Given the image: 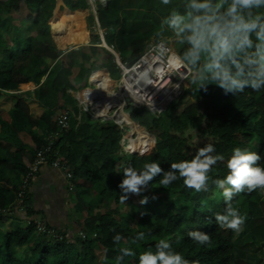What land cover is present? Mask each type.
I'll return each instance as SVG.
<instances>
[{
	"label": "trees",
	"instance_id": "trees-1",
	"mask_svg": "<svg viewBox=\"0 0 264 264\" xmlns=\"http://www.w3.org/2000/svg\"><path fill=\"white\" fill-rule=\"evenodd\" d=\"M173 8L183 11V0H172L169 5L161 0H107L104 7L96 3L95 16L104 42L128 62L145 50L147 41L158 39L161 20ZM88 9L87 0H0V22L10 19L33 27L27 35L11 38L0 28V97L15 100L10 108L0 107V222L15 216L18 209L22 212L19 226L9 232L0 229V264H117L119 249L125 246L135 255L124 257L122 264H139L140 254L154 252L160 239L199 264H264L263 254L245 251H257L264 240V190L245 189L233 196L232 206L246 217L237 233L216 224L214 214L223 213L226 205L223 189L212 183L228 174L226 162L234 148L264 158V89H245L233 96L210 85L205 93L196 91L189 79L159 115L144 106L127 105L126 120L121 123L126 131L125 146L133 149L142 142L134 153L121 155L120 129L112 121L90 119L67 93L83 87L90 71L108 79L119 74L106 49L95 41L81 45L88 37L82 33L84 26L77 14L83 18ZM84 19L92 34L93 15ZM169 34L163 30V36ZM67 45L81 46L62 51ZM183 47L176 43V53L182 54ZM45 58L55 65L48 68ZM95 79L100 85L105 83ZM23 97L35 100L43 110L33 113ZM64 109L74 117L52 147L72 173L73 207L84 214L82 219L75 218L73 225L85 237L80 238L76 231L67 234L42 220L62 235L51 240L36 232L32 222H26L36 216L28 193L31 180L20 200L16 193L36 150L44 145V136L57 129V115ZM39 125H44L42 131ZM133 131L137 140L130 138ZM207 144L214 145L213 155L225 158L212 167L207 191L187 188L183 179L164 188L162 176H157L140 196L130 194L121 203L119 184L126 167L141 170L144 164L156 162L168 171L172 163L191 160ZM259 163L264 166V159ZM95 186L99 187L98 197L90 200ZM144 197L148 202L141 204ZM173 197H180L183 204H175ZM189 231L210 235V243L198 244L187 236ZM139 232H144L145 238L130 243ZM117 233L125 238L119 245L113 243ZM19 246H24L25 252L21 259L14 251Z\"/></svg>",
	"mask_w": 264,
	"mask_h": 264
},
{
	"label": "clouds",
	"instance_id": "clouds-1",
	"mask_svg": "<svg viewBox=\"0 0 264 264\" xmlns=\"http://www.w3.org/2000/svg\"><path fill=\"white\" fill-rule=\"evenodd\" d=\"M171 2L161 0L164 5ZM161 25L158 38L163 37V30H167L176 43L184 46L182 54L169 56V63L185 70L182 78L190 79L196 91L207 93L209 86L214 85L225 95L236 96L245 89H264V0H183V11L173 8L163 17ZM158 47L161 54L168 51L164 39ZM215 151L214 145L207 144L200 147L191 160L172 163L168 171L156 162L144 164L141 170L126 167L119 184L121 203H125L130 194L140 196L157 176H162L160 184L164 188L183 179L187 188L207 191L212 167L225 159L222 154L213 155ZM262 159L256 152L234 148L226 162L228 174L223 179L212 180L217 188L223 189L225 198L224 212L214 214L220 228L237 233L242 230L246 217L240 215L231 201L235 194L245 189L249 192L258 188L264 190V166L259 163ZM147 202V197L140 200L141 204ZM187 236L200 245L211 241L210 235L201 231H189ZM144 238L145 233L139 232L130 243ZM124 239L117 233L113 243L119 245ZM119 252L117 264H122L124 257L135 255L127 246ZM139 264L199 262L185 259L173 250L169 241L160 239L154 252L148 250L140 254Z\"/></svg>",
	"mask_w": 264,
	"mask_h": 264
},
{
	"label": "built area",
	"instance_id": "built-area-1",
	"mask_svg": "<svg viewBox=\"0 0 264 264\" xmlns=\"http://www.w3.org/2000/svg\"><path fill=\"white\" fill-rule=\"evenodd\" d=\"M91 32L97 36V41L95 45L100 46L111 53L113 56V61L119 69V77L117 80H112L104 78L100 73L93 70L90 71L87 75L86 83L88 86H85L82 91L75 92V101L77 105L84 111L90 119L96 121H112L121 131L120 138V151L127 152L132 154L138 148L137 146L133 149L127 148L126 142L127 137L124 127L117 122L116 120L105 118L98 115L97 110L101 107L113 111L115 108L110 105L108 101L112 94H116L118 100H121V109L123 110L126 105L133 107L144 106L150 113L159 115L168 107L170 103L179 95L182 88H180V82L182 81V76L185 73L184 69H176L172 67L170 72L167 71L166 67L168 64L169 56L176 51L167 44L168 51L161 54L159 51V44L161 39L155 41H149L145 45V50L133 58V62L128 64L126 61H122L117 51L111 44H106L103 39V32L101 31L98 23L94 20V23L91 25ZM182 72V73H181ZM100 76L101 78L113 81L112 85L106 84V81L103 85L97 84L98 79H93V76ZM178 75L179 80L173 82V78ZM158 77V81L155 79ZM163 78L162 82L159 83V78ZM100 80V78H99ZM154 82V87L145 89L143 88L148 82ZM159 85H155L158 84ZM168 88L171 94L167 103L161 107L159 110H153L147 104L140 101V97L146 95L147 97H152L154 94L164 91ZM146 90V91H145ZM70 114L69 111L64 109L61 110L57 115L56 125L57 129L44 136L45 143L44 145L36 150L34 158L30 163L27 171L23 175L18 191L16 193L17 199H21L24 193L25 188L27 187L29 181L37 173L40 166L44 164H49L52 168L60 171L66 180V189L72 191L73 186L71 183L72 173L70 171L69 165L62 160L58 155L55 149H53V141L59 136V133L62 128L66 127L69 124ZM136 133L130 135L131 139H135ZM27 223L32 222L35 226L36 232L45 233L51 240L61 239V234L56 232L53 228L47 227L40 218L26 219ZM77 235L80 238H84L85 234L82 231H78ZM94 235H92L93 237Z\"/></svg>",
	"mask_w": 264,
	"mask_h": 264
},
{
	"label": "crops",
	"instance_id": "crops-1",
	"mask_svg": "<svg viewBox=\"0 0 264 264\" xmlns=\"http://www.w3.org/2000/svg\"><path fill=\"white\" fill-rule=\"evenodd\" d=\"M8 26H12L14 29L13 34L7 33L6 28ZM0 28L9 38L19 34L25 36L33 29L31 24H22L10 19L2 20L0 22ZM76 46L67 45L62 51L75 48ZM51 61V59L45 58L46 64H49ZM76 91H79V89L67 90V93L74 99ZM22 99L29 105L33 113L39 114L43 110L35 100L26 97ZM14 103L15 100L10 97H0L1 108H10ZM39 129L42 131L44 125H39ZM28 193L30 206L35 212V217L40 218L47 224L67 234L75 232L73 229V220L75 218L82 219L84 214L74 210L73 193L66 189V180L60 171L52 168L48 163L40 166L30 181ZM14 215L5 223L0 222V229L3 232H9L12 227L20 225L21 210L18 209V212H14Z\"/></svg>",
	"mask_w": 264,
	"mask_h": 264
},
{
	"label": "rangeland",
	"instance_id": "rangeland-1",
	"mask_svg": "<svg viewBox=\"0 0 264 264\" xmlns=\"http://www.w3.org/2000/svg\"><path fill=\"white\" fill-rule=\"evenodd\" d=\"M87 2H88V4H89V9L88 10H85V13H84V16H83V20H84V27L82 28V33H84V35H86L87 37H88V42L87 43H85V44H81V45H86V44H89L90 42H92V41H97V36L95 35V34H91V33H89V31H88V28H87V25H86V23H85V16L87 15V14H92L93 15V17L95 16V7H96V3H98L101 7H104L105 5H106V2H107V0H87ZM94 20H95V17H94ZM73 28H75V24H76V20L74 19V21H73ZM6 31H7V33L8 34H13V31H14V29L12 28V26H8L7 28H6ZM25 32H26V30H25ZM50 37H51V33H50ZM158 39H164L166 42H167V44L168 45H170L174 50H176L175 49V47H176V42H175V40H174V37L171 35V33L169 34V35H165V36H163V37H161V38H158ZM51 40H52V37H51ZM151 41V40H150ZM52 42H53V40H52ZM149 41H147V43H148ZM54 43V42H53ZM54 45H56L55 43H54ZM81 45H77L76 47H78V46H81ZM57 47V46H56ZM75 47V48H76ZM62 50V49H61ZM108 53H110L109 51H108ZM111 54V53H110ZM49 61V60H48ZM55 65V62H50L49 64H47V66H48V68L49 67H52V66H54ZM182 73V72H181ZM118 77H119V75H117V76H115V77H110L112 80H117L118 79ZM179 80V77H178V75H176L174 78H173V82H176V81H178ZM188 81H189V79H182V81L180 82V88H182L184 85H186L187 83H188ZM161 82V81H160ZM85 86H88V83H85L84 84V86L83 87H81L79 90L80 91H82L83 90V88L85 87ZM127 106V105H126ZM125 106V107H126ZM124 107V108H125ZM123 111H124V109H123ZM125 112V111H124ZM69 114H70V121L71 120H73V117H74V113L72 112V111H70L69 112ZM134 133H135V131H133ZM138 139V135H137V133H136V137H135V139L134 140H137ZM141 142H142V140H139L138 142H137V144H138V146L137 147H140V145H141ZM119 154H121V155H130L129 153H127V152H124V151H120V153ZM98 191H99V187L98 186H95L94 187V191L89 195V198H90V200H96L97 199V197H98ZM73 200V199H72ZM172 201L175 203V204H177V205H181V204H183V202H182V199L180 198V197H173L172 198ZM73 206H74V203H73ZM126 210V207H122V211H125ZM73 229L78 233V229L73 225ZM76 233V234H77ZM78 236V235H77ZM14 251H15V255H16V257L17 258H23L24 256H25V252H24V247H15V249H14ZM245 251H247L248 252V254H250V253H254V254H263L264 255V242L262 241V242H260L259 243V245H258V249H257V251H255V252H253V250H251V249H249V248H246L245 249ZM247 252H245V253H247ZM255 255V256H256ZM254 256V257H255Z\"/></svg>",
	"mask_w": 264,
	"mask_h": 264
},
{
	"label": "bare ground",
	"instance_id": "bare-ground-1",
	"mask_svg": "<svg viewBox=\"0 0 264 264\" xmlns=\"http://www.w3.org/2000/svg\"><path fill=\"white\" fill-rule=\"evenodd\" d=\"M77 19L80 22V24L82 26H84L83 18L81 16V14H77ZM172 67H175V66L170 64L169 59H168V64L166 67L167 71L170 72ZM176 69L180 70L182 68H176ZM94 77L100 78L101 82L109 81L107 79L103 80V78L96 76V75L93 76V79H94ZM159 79H160L159 83H161L163 78L160 77ZM155 81H158V77L155 79ZM159 83L155 84V85L157 86V85H159ZM97 84H99V83H97ZM106 84L110 85L108 82H106ZM152 87H154V82H150V83L148 82L146 85L143 86V88H145V89L152 88ZM168 88L169 87H167V89L164 91H161V92L154 94L152 97H147L146 95H143L139 99L142 103L147 104L153 110L154 109L159 110V109H161V107H163L167 103V101L169 99L171 92H170V90H168ZM108 101L110 102V105L112 107L114 106L115 109L113 111H109V109L101 107L97 110L98 115L103 116L105 118H110V119L116 120L120 124L123 123L126 120L127 115H126V112H124L120 107L121 106V100H118V98L116 97V94H112Z\"/></svg>",
	"mask_w": 264,
	"mask_h": 264
},
{
	"label": "water",
	"instance_id": "water-1",
	"mask_svg": "<svg viewBox=\"0 0 264 264\" xmlns=\"http://www.w3.org/2000/svg\"><path fill=\"white\" fill-rule=\"evenodd\" d=\"M95 17V20H96V16H94ZM133 60L134 59H131L129 62H128V64H130L131 62H133Z\"/></svg>",
	"mask_w": 264,
	"mask_h": 264
}]
</instances>
